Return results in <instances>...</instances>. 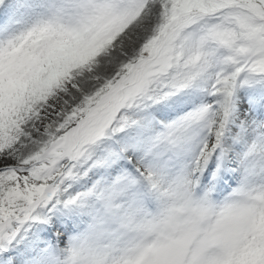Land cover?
Wrapping results in <instances>:
<instances>
[{
	"label": "snow or ice",
	"instance_id": "obj_1",
	"mask_svg": "<svg viewBox=\"0 0 264 264\" xmlns=\"http://www.w3.org/2000/svg\"><path fill=\"white\" fill-rule=\"evenodd\" d=\"M0 264H264V0H0Z\"/></svg>",
	"mask_w": 264,
	"mask_h": 264
}]
</instances>
